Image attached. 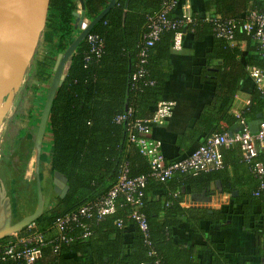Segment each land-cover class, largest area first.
I'll use <instances>...</instances> for the list:
<instances>
[{"label": "trees", "instance_id": "16d2710c", "mask_svg": "<svg viewBox=\"0 0 264 264\" xmlns=\"http://www.w3.org/2000/svg\"><path fill=\"white\" fill-rule=\"evenodd\" d=\"M166 1L169 0H115L74 48L68 70L56 87L48 110L45 129L49 128V156L42 160L40 154L39 158L42 166L40 168L39 165L41 192L46 176L50 177L53 171L65 177L67 189L62 197L55 196L52 206L31 222V229L27 230L25 226L17 231L18 234L34 231L43 236L44 244L39 249L36 264H140L153 260L160 264H200L192 247L173 239L174 230L180 227L181 220L198 233L200 224L198 227L194 222L205 220L211 225L237 215L244 229H248L255 238L260 239L264 234V191L258 189L259 181L252 172L255 162L264 165V150H258L253 158L246 161L237 145L229 146L222 152L220 150L222 163L219 168L196 173L173 172L159 181L148 175L151 170L146 158L128 141V124L134 119L150 118L157 102L163 100L162 89L167 75L165 61L175 32L187 29L200 34L210 30L213 47L206 58L221 61L212 73L219 85L226 65L233 66L234 76L238 74L241 79L246 76V66H261L257 44L251 34L236 28L234 40H244L245 44L252 41L254 57L247 55V48L246 53H241L237 45L216 37L212 21L191 13L190 22L175 29H161L153 43L144 47L148 24L164 8ZM174 1L175 5L164 12V17L179 21L181 13H176V9L180 7L181 0ZM224 1L227 0H216L215 13L208 16L217 14L221 19H232L239 26L244 20L228 14L229 7H224ZM82 2L84 17L90 20L106 6L108 0ZM75 10L76 0L48 1L40 34L45 51L39 59L32 58L30 63V69L37 78L48 79L51 76L56 54L62 52L77 34L73 28L72 12ZM205 27L207 29L204 30ZM87 36L93 39L89 41ZM233 89L236 90V86L228 87L225 96L220 89L214 97L217 103L212 107L213 112L200 115V134L206 135L196 136L199 138L197 145L207 136L225 131L219 122L228 126L237 120L229 113ZM263 107L264 88L257 89L254 85L240 115L243 118L253 116ZM40 111L41 108L38 115ZM117 117L121 119L117 120ZM224 153L231 155L229 161L224 160ZM26 159L22 162L23 167ZM42 164L47 165L46 172H43ZM123 169L128 178L146 176L138 209L146 223V237L130 218L132 207L121 194L115 197L111 213L98 217L94 211H89L88 215H78L77 221L69 222L62 231L55 228L54 222L59 217L104 196ZM33 183L36 196L35 181ZM214 191L229 194L228 204L219 210L207 213L202 208L180 205L184 194L206 198ZM10 203L13 211L15 202L12 198ZM116 220L120 221L119 226L115 224ZM81 224L86 227L85 236H81L84 231ZM60 234L70 240L61 242ZM203 246L209 250L208 264H242L234 262L220 248V243L210 238ZM148 251L153 255H148ZM253 254L264 258V252L258 246L253 247ZM0 264L22 263L0 260Z\"/></svg>", "mask_w": 264, "mask_h": 264}, {"label": "crops", "instance_id": "0c3cea01", "mask_svg": "<svg viewBox=\"0 0 264 264\" xmlns=\"http://www.w3.org/2000/svg\"><path fill=\"white\" fill-rule=\"evenodd\" d=\"M215 3L216 0H181L176 13L188 12L194 16L205 17L215 13ZM223 3L224 7H229L227 13L239 20H244L252 9L264 6V0H227ZM223 3L220 4V7ZM77 4L76 10H79ZM74 31L78 33L79 30L76 28ZM209 32L193 34L189 30L183 29L179 46L177 48L171 46L167 55L165 61L167 75L163 84L162 97L164 100L172 101L173 107L170 117L166 121L152 125L149 133L152 138L160 141V151L165 158L178 159L186 156L197 145L199 138L196 136L206 135L200 134L202 128L200 129L199 117L205 112H213L212 107L217 103V99L214 97L220 89L222 95L225 96L227 95L225 90L228 87L235 88L236 86V90L233 89V98L229 108V113L234 115L241 113L254 87L253 79L246 71V76L241 79L238 74L234 76V67L229 65L224 67V76L219 80L221 85L214 80L213 70L217 69L221 61L218 58L211 60L206 58L213 47V37ZM251 43L253 42L245 44L244 40H241L237 45L238 50L242 53L247 48V55L254 57V47ZM238 58L239 56L235 57V59ZM262 88H264V81ZM260 120H264V107L253 116L245 117L250 132H255ZM219 126L227 132H233L240 128L237 120L228 126L219 122ZM234 145L236 144L230 147ZM222 150L225 149L222 148L221 152ZM224 154V160L229 161L231 155ZM228 202L229 194L214 191L210 192L206 198L201 195L184 194L180 205L202 208L207 213H211L213 210H219ZM53 203L52 200L49 201L46 208L52 206ZM194 224L198 227L200 224L198 233H195L184 220H181L180 227L174 230L173 239L186 247H192L193 255L200 264L209 263V250L203 246L208 238L220 243V248L222 247L225 254L231 257L234 262L264 264L263 256L258 257L253 254L254 246H258L264 252V234L260 239L255 238L248 229H244L237 215L225 218L220 223L216 221L211 225H208L205 220L200 223L194 222Z\"/></svg>", "mask_w": 264, "mask_h": 264}, {"label": "built area", "instance_id": "2783aa9c", "mask_svg": "<svg viewBox=\"0 0 264 264\" xmlns=\"http://www.w3.org/2000/svg\"><path fill=\"white\" fill-rule=\"evenodd\" d=\"M164 8L148 24V31L144 35V47L150 46L158 37L161 29H175L184 23L191 21L190 13H181L179 21H171L164 17V12L175 5L174 0L166 1ZM78 1L76 0V4ZM78 5V4H77ZM77 8V7H76ZM204 20L212 21L213 31L216 37L223 38L230 45H238L239 40H234V30L238 28L246 34H251L253 41L257 44L258 54L261 59V66L248 65L245 70L253 79L257 89H262L264 81V7L259 10L248 12L244 21L238 24L232 19L220 18L219 15L205 16ZM181 32H175L173 36L172 47L179 46ZM92 36H87L91 41ZM141 55L143 53L141 52ZM139 72L137 74L139 75ZM173 102L170 100H160L157 102L153 114L147 119H134L128 124V141L137 148L143 155L150 167L151 172L148 175L156 180H163L169 177L173 172L196 173L200 170L219 168L222 163V148H227L233 144L239 147L242 159L248 161L253 158L258 150H264V120L257 124L255 132H250L245 118L241 117L240 112L235 113L240 128L233 132L223 131L221 133L207 136L201 144H198L186 156L166 161L160 151V141L152 138L150 128L152 125L166 121L171 115ZM121 119L117 117V120ZM252 172L258 179V189L264 191V165L261 162H255ZM146 176L138 175L132 178L125 176V170L120 173L115 184L108 192L91 202L88 205L80 206L75 212L59 217L55 222V228L62 231L69 222L77 221L78 215H88L89 211H94L95 215L100 217L111 213L114 210V199L117 194H121L125 202L132 207L130 218L135 221L143 237L147 236L146 223L143 215L138 211L141 201V190L144 187ZM257 195V192H254ZM120 221L116 220L115 224L119 226ZM33 224L26 226L27 230L31 229ZM83 233L87 235L86 227L81 224ZM25 231L23 234L17 232L11 233L0 240V260H10L22 264H36L35 261L39 256V249L44 244L43 236L34 231ZM61 242H68L70 238L60 234ZM148 255H153L148 251ZM140 264H160L159 261L153 260L151 263Z\"/></svg>", "mask_w": 264, "mask_h": 264}, {"label": "water", "instance_id": "95a60500", "mask_svg": "<svg viewBox=\"0 0 264 264\" xmlns=\"http://www.w3.org/2000/svg\"><path fill=\"white\" fill-rule=\"evenodd\" d=\"M48 1L0 0V126L7 123L9 119L11 106L30 65L35 47L44 28ZM77 1L79 10L73 11L72 16L74 17L73 28H77L79 31L66 48L55 56L51 79L33 137L32 169L35 181L36 205L31 213L12 221L10 196L0 179V239L21 230L44 210L45 198L40 189L39 158L50 103L56 87L61 83L68 70L76 44L115 2V0H108L106 6L89 20L84 17L82 0ZM65 182V177L60 173L52 172V190L59 197H62L67 189Z\"/></svg>", "mask_w": 264, "mask_h": 264}, {"label": "rangeland", "instance_id": "374dc122", "mask_svg": "<svg viewBox=\"0 0 264 264\" xmlns=\"http://www.w3.org/2000/svg\"><path fill=\"white\" fill-rule=\"evenodd\" d=\"M44 51L45 47L42 44L41 37H39L32 58L39 59ZM50 75H52V72ZM50 79L51 76L48 79L37 78L29 65L11 106L9 119L7 123L0 126V179L9 196H11L10 198L15 202L12 221L31 213L36 205L32 169V142L39 118L38 112L43 105L44 100L42 102V98L43 95H46ZM48 129L46 127L44 130L41 141L40 154L42 160L48 159L49 156ZM26 157L23 167L22 162ZM42 165L43 172H46L47 165ZM43 184L45 210L48 202L55 200V196L53 197L51 192L50 177L46 176Z\"/></svg>", "mask_w": 264, "mask_h": 264}, {"label": "flooded vegetation", "instance_id": "af4514ba", "mask_svg": "<svg viewBox=\"0 0 264 264\" xmlns=\"http://www.w3.org/2000/svg\"><path fill=\"white\" fill-rule=\"evenodd\" d=\"M41 167H42V166L40 165V168H41ZM50 179H51V176H50ZM51 189H52V187H51ZM51 189H50V190H51ZM51 192H52V194H53V197H54V196H58L55 192H53V190H52ZM42 194H43V192H42ZM43 197L45 198L44 195H43ZM35 198H36V196H35ZM53 201H54V200H53Z\"/></svg>", "mask_w": 264, "mask_h": 264}]
</instances>
